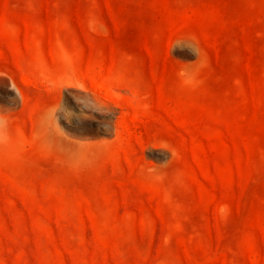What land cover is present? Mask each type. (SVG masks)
Instances as JSON below:
<instances>
[{
    "label": "rangeland",
    "instance_id": "obj_1",
    "mask_svg": "<svg viewBox=\"0 0 264 264\" xmlns=\"http://www.w3.org/2000/svg\"><path fill=\"white\" fill-rule=\"evenodd\" d=\"M0 264H264V0H0Z\"/></svg>",
    "mask_w": 264,
    "mask_h": 264
}]
</instances>
